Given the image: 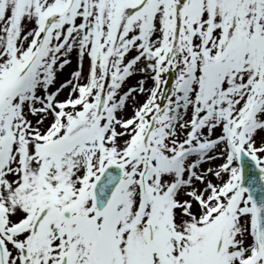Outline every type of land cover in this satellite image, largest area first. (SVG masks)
Returning a JSON list of instances; mask_svg holds the SVG:
<instances>
[{
  "label": "snow or ice",
  "instance_id": "snow-or-ice-1",
  "mask_svg": "<svg viewBox=\"0 0 264 264\" xmlns=\"http://www.w3.org/2000/svg\"><path fill=\"white\" fill-rule=\"evenodd\" d=\"M0 264H264V0H0Z\"/></svg>",
  "mask_w": 264,
  "mask_h": 264
}]
</instances>
